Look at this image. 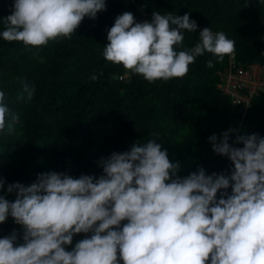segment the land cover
Instances as JSON below:
<instances>
[{"label":"clouds","instance_id":"clouds-1","mask_svg":"<svg viewBox=\"0 0 264 264\" xmlns=\"http://www.w3.org/2000/svg\"><path fill=\"white\" fill-rule=\"evenodd\" d=\"M105 10L106 0H13L0 37L38 50ZM197 28L189 13L153 11L136 22L125 11L102 55L151 83L184 77L205 53L218 62L234 54L235 41L209 27L184 47V32ZM20 83L17 100H31L34 87ZM5 97L0 91V133H12L19 114ZM208 140L231 162L228 172L180 176L181 163L149 139L101 157L98 177L47 171L29 185L0 177V224L11 217L22 229L0 238V264H264V137L230 128Z\"/></svg>","mask_w":264,"mask_h":264},{"label":"trees","instance_id":"trees-1","mask_svg":"<svg viewBox=\"0 0 264 264\" xmlns=\"http://www.w3.org/2000/svg\"><path fill=\"white\" fill-rule=\"evenodd\" d=\"M12 4L13 0H0V32ZM141 5H146L148 21L153 11L189 13L198 28L184 32V47L194 46L199 32L209 27L235 41L232 55L237 64L264 65V0H106V10L94 20L85 17L71 38L49 41L38 50L0 37V91L19 114L14 131L0 133V177L7 183L29 185L47 171L98 177L101 157L149 139L162 144L170 161L181 163L180 176L197 167L209 175L228 172L231 162L212 151L211 135L219 137L232 128L264 137V92L246 107L219 87L220 73L232 55L218 62L205 53L184 77L151 83L106 61L102 52L108 43L107 29L125 11L141 22ZM93 74L95 81L90 79ZM21 80L34 87L31 100H17ZM14 229L22 231L9 217L0 224V238ZM84 237L74 236L66 250Z\"/></svg>","mask_w":264,"mask_h":264},{"label":"built area","instance_id":"built-area-1","mask_svg":"<svg viewBox=\"0 0 264 264\" xmlns=\"http://www.w3.org/2000/svg\"><path fill=\"white\" fill-rule=\"evenodd\" d=\"M140 11L144 15L141 22L148 21L146 5H141ZM219 87L225 94L231 96L234 103L249 107L253 98L264 92V65L260 63L239 65L232 55L230 65L220 73Z\"/></svg>","mask_w":264,"mask_h":264},{"label":"rangeland","instance_id":"rangeland-1","mask_svg":"<svg viewBox=\"0 0 264 264\" xmlns=\"http://www.w3.org/2000/svg\"><path fill=\"white\" fill-rule=\"evenodd\" d=\"M127 76V74H125Z\"/></svg>","mask_w":264,"mask_h":264}]
</instances>
